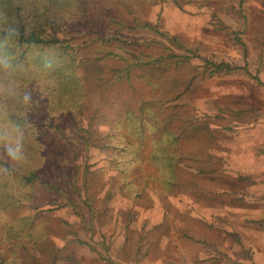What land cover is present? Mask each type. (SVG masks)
<instances>
[{"label": "rangeland", "instance_id": "1", "mask_svg": "<svg viewBox=\"0 0 264 264\" xmlns=\"http://www.w3.org/2000/svg\"><path fill=\"white\" fill-rule=\"evenodd\" d=\"M79 3L82 17L62 28L57 45L34 46L23 70L4 65L0 75V111L24 128L23 149L0 137V161L34 175L18 205L0 202V256L7 264L169 262L142 235L117 240L116 223L149 218L161 228L166 212H189L172 203L224 200L226 189L237 196L264 173V159H236L264 157V0ZM221 64L236 70L216 72ZM110 65L154 70L152 100L117 130L111 108L100 110L115 90L114 79L98 80ZM122 139L132 146L124 154ZM157 202L171 206L162 219ZM174 224L165 227L171 238Z\"/></svg>", "mask_w": 264, "mask_h": 264}, {"label": "crops", "instance_id": "2", "mask_svg": "<svg viewBox=\"0 0 264 264\" xmlns=\"http://www.w3.org/2000/svg\"><path fill=\"white\" fill-rule=\"evenodd\" d=\"M122 71L123 66L110 65L106 67L103 76L98 77V80L104 83L114 79L113 95L106 96L104 108L100 110L106 112L108 111L106 106L111 108L109 111L114 114V119L110 128L114 127L116 130L122 127L123 116L135 112L136 108L146 105L147 101L152 100L150 90L146 85L150 83L148 81L154 70L144 66ZM132 81L135 84H132ZM106 86L111 88L112 83H106ZM185 88L186 84L183 80L174 88V92L183 93ZM108 128L109 126L106 124L104 127L101 126L103 132ZM103 136L106 137V134L103 133ZM126 140L129 141V136ZM121 145L126 147L125 150L119 149L118 152L121 154L132 147L130 142H126L124 139L121 140ZM228 154L233 155V152ZM237 154L239 157L236 159L239 160L259 161L264 159V157L252 158L243 153ZM230 157L232 159V156ZM252 178L253 184L251 183L252 185L249 187L251 189L245 188L236 194L237 196L233 191L226 189L224 192L221 191L224 193V200H210L209 202L191 200L172 203L171 206L189 210V212L176 214L177 217H171L169 212H166L171 206L157 202L154 204L155 207L166 209L161 212V219L164 218V212H166L165 219L161 221V228L153 227L155 220L152 221L149 218L132 217L129 220L119 218L121 222L116 223L118 224L117 232L114 230L113 233L118 237L117 240L126 236L135 237V240L138 241V236L142 235V240L151 242L149 248H152V251L161 249L166 252L164 259H168L169 262H161L160 259H157V262H161L159 264H177L176 262L178 264H264V173L252 174ZM204 209H208L209 212H201ZM172 222L175 223L176 230L173 238L166 235L167 228H165ZM132 225L136 227L133 228ZM144 245L139 249L137 245V251L144 250ZM171 257L172 262L170 261Z\"/></svg>", "mask_w": 264, "mask_h": 264}, {"label": "trees", "instance_id": "3", "mask_svg": "<svg viewBox=\"0 0 264 264\" xmlns=\"http://www.w3.org/2000/svg\"><path fill=\"white\" fill-rule=\"evenodd\" d=\"M81 7L79 0H0V75L4 65H10V72L14 75L18 74L20 69L23 70V65L21 67L20 65L26 57V51L34 46L57 45L59 43L57 35L62 28L77 17V13H81L78 14L79 18L82 17L84 9ZM75 9L79 11L75 12ZM214 67L216 72L223 68L227 73L236 70L225 64ZM6 116V111L1 110L0 137L4 139L10 134L15 139L11 141L13 145L23 149L19 135L24 128L17 122L20 120L16 116H10L12 124H8ZM0 143V148L6 146L3 140ZM125 148L123 146L122 150ZM153 157L154 161L162 159ZM168 159V169L174 170L176 163L174 154L171 153ZM33 179V174L29 173L28 177L24 178L12 170L8 163L0 161V202L4 199L12 200L14 197L18 205L19 200H15L16 197L22 196L23 189L28 187ZM4 234L6 240L15 238L10 237L12 235L10 232ZM6 261L5 257L0 256V264H7Z\"/></svg>", "mask_w": 264, "mask_h": 264}]
</instances>
